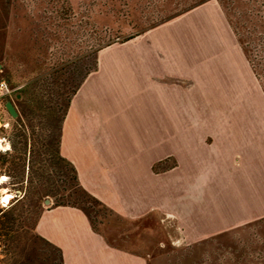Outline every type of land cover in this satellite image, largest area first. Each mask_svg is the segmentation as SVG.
<instances>
[{
	"label": "rangeland",
	"instance_id": "374dc122",
	"mask_svg": "<svg viewBox=\"0 0 264 264\" xmlns=\"http://www.w3.org/2000/svg\"><path fill=\"white\" fill-rule=\"evenodd\" d=\"M108 42L114 47L104 51L182 54L191 115L232 121L248 107L254 114L244 119L264 118V0H0V78L13 88L8 100L18 110L10 112L12 147L0 151V179L8 178L2 186L15 195L0 203V264H62L59 250L35 231L42 209L57 201L83 207L112 243L146 253L151 264H264V217L217 233V214L234 209L207 207L192 224L195 236L207 235L177 247L155 214L128 220L76 186L71 164L59 154L61 124L73 90L93 67L94 55L85 52ZM215 129L191 126L196 138L206 133L205 147L191 141L206 165L189 174L200 196L204 189L217 193ZM167 148L174 155L155 169L179 159L182 171L190 154L178 142ZM253 161L246 180L260 186L264 164ZM218 176L229 185V170ZM191 214L197 217L196 206Z\"/></svg>",
	"mask_w": 264,
	"mask_h": 264
},
{
	"label": "crops",
	"instance_id": "0c3cea01",
	"mask_svg": "<svg viewBox=\"0 0 264 264\" xmlns=\"http://www.w3.org/2000/svg\"><path fill=\"white\" fill-rule=\"evenodd\" d=\"M112 47L93 56V67L72 94L61 124L59 152L75 165L81 185L128 220L155 214L177 247L207 235L195 236L192 225L207 207L234 209L220 218L217 214V233L264 217V182L254 186L246 180L254 157L264 164V118L244 119L254 114L248 107L238 110L240 121L237 111L232 121L191 115L182 54L104 51ZM205 124L217 125L210 145L217 158L213 197L205 189L200 196L189 176L205 172L191 144L197 139L205 147L206 133L197 132L196 138L191 131L192 125ZM169 142H178L191 156L182 171L176 155L175 167L155 169L174 155ZM227 170L231 180L224 185L218 172ZM239 173L246 176L240 185ZM227 187L228 195L221 192ZM195 206L197 217L189 215ZM35 231L59 250L62 264H151L146 253L112 243L78 205H46Z\"/></svg>",
	"mask_w": 264,
	"mask_h": 264
},
{
	"label": "built area",
	"instance_id": "2783aa9c",
	"mask_svg": "<svg viewBox=\"0 0 264 264\" xmlns=\"http://www.w3.org/2000/svg\"><path fill=\"white\" fill-rule=\"evenodd\" d=\"M13 88L5 78H0V151H7L12 147L9 129L12 126L11 114L6 102L12 95ZM2 201V199L0 200Z\"/></svg>",
	"mask_w": 264,
	"mask_h": 264
},
{
	"label": "trees",
	"instance_id": "16d2710c",
	"mask_svg": "<svg viewBox=\"0 0 264 264\" xmlns=\"http://www.w3.org/2000/svg\"><path fill=\"white\" fill-rule=\"evenodd\" d=\"M111 43H107V44H99L98 46H95V47H92V49L91 50H87L85 53L87 54V55H94L95 56V54L99 51V50H101V49H103V48H105V47H107L108 45H110ZM92 69V67L91 68H89V69H87L86 70V72H85V74L83 75V77L90 71ZM83 77H82V79H83ZM81 79V80H82ZM78 86H79V84L77 85V87L73 90V93H75L76 92V90H77V88H78ZM72 96V95H71ZM70 99H71V97L69 98V101H70ZM69 101H68V103H69ZM67 107H68V105H67ZM66 111H67V108H66ZM66 113V112H65ZM64 117H65V114H64V116H63V119H64ZM62 122H63V120H62ZM59 138H60V136H59ZM59 154H60V152H59ZM61 155V154H60ZM63 157V156H62ZM64 158V157H63ZM67 160V159H66ZM68 161V160H67ZM70 164H71V166H72V168H73V170H74V172H75V175H74V178H75V182H76V186L78 187V188H80V189H82L83 191H85L87 194H89L91 197H93V198H95L96 200H98L99 202H101L97 197H95L93 194H91L90 192H88L82 185H81V183H80V181H79V177H78V174H77V169H76V167H75V165L73 164V163H71L70 161H68ZM65 203H68V204H72V205H76V204H73V203H70V202H56L55 204H65ZM102 203V202H101Z\"/></svg>",
	"mask_w": 264,
	"mask_h": 264
},
{
	"label": "bare ground",
	"instance_id": "6f19581e",
	"mask_svg": "<svg viewBox=\"0 0 264 264\" xmlns=\"http://www.w3.org/2000/svg\"><path fill=\"white\" fill-rule=\"evenodd\" d=\"M7 179L8 178L5 175H3L0 179V192H1L0 200L2 199V201H0V203L3 205H7V204L11 203L12 199L15 196L13 192H12L13 194L9 192L8 188L2 186V184L5 183L7 181ZM5 198H7V199H5Z\"/></svg>",
	"mask_w": 264,
	"mask_h": 264
},
{
	"label": "water",
	"instance_id": "95a60500",
	"mask_svg": "<svg viewBox=\"0 0 264 264\" xmlns=\"http://www.w3.org/2000/svg\"><path fill=\"white\" fill-rule=\"evenodd\" d=\"M6 105H7L8 110H9L14 116H17V115H18V110H17V108H16V106H15V104H14L13 101L8 100V101L6 102ZM0 194H1V192H0ZM47 201H49V199H47Z\"/></svg>",
	"mask_w": 264,
	"mask_h": 264
},
{
	"label": "snow or ice",
	"instance_id": "6c2138e0",
	"mask_svg": "<svg viewBox=\"0 0 264 264\" xmlns=\"http://www.w3.org/2000/svg\"><path fill=\"white\" fill-rule=\"evenodd\" d=\"M5 199H7V198H5Z\"/></svg>",
	"mask_w": 264,
	"mask_h": 264
}]
</instances>
